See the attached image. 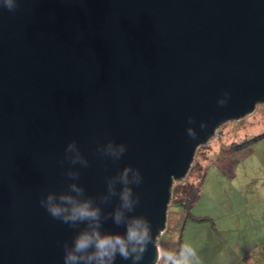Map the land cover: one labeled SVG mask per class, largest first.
I'll list each match as a JSON object with an SVG mask.
<instances>
[{
  "label": "water",
  "instance_id": "1",
  "mask_svg": "<svg viewBox=\"0 0 264 264\" xmlns=\"http://www.w3.org/2000/svg\"><path fill=\"white\" fill-rule=\"evenodd\" d=\"M258 103L264 0H19L14 12L0 8V264H64L63 245L79 229L53 219L40 199L77 183L108 216L123 185L108 203L99 197L128 165L143 182L129 185L140 203L127 215L152 226L140 264H155L172 180L216 128ZM73 141L87 168L65 159ZM109 141L126 145L119 160L98 155ZM102 231L124 228L109 218Z\"/></svg>",
  "mask_w": 264,
  "mask_h": 264
},
{
  "label": "rangeland",
  "instance_id": "2",
  "mask_svg": "<svg viewBox=\"0 0 264 264\" xmlns=\"http://www.w3.org/2000/svg\"><path fill=\"white\" fill-rule=\"evenodd\" d=\"M263 132L264 103H258L252 113L237 121L223 122L205 144L196 148L193 166H202L204 179L206 177L201 185L200 202L198 200L191 209V215L199 220L187 218L180 206L169 201L164 230L156 238L158 252L165 249L178 257L181 246L188 243L196 249L199 258L198 261L193 259L192 264H264L261 240L244 239V228L235 230L231 227L232 222L226 219L228 198L224 201L226 212L220 203L221 198L216 200L218 191L256 190L264 186V138L233 152H245L244 156L238 157V161L246 159L236 171L232 168L235 175L233 185L216 164L228 153L232 143ZM192 168L182 183L195 178ZM228 194L233 195L232 192Z\"/></svg>",
  "mask_w": 264,
  "mask_h": 264
},
{
  "label": "clouds",
  "instance_id": "3",
  "mask_svg": "<svg viewBox=\"0 0 264 264\" xmlns=\"http://www.w3.org/2000/svg\"><path fill=\"white\" fill-rule=\"evenodd\" d=\"M19 6V0H2L0 8H6L14 12ZM221 105L225 102L221 101ZM205 124H201L204 128ZM187 134L193 139L197 133L189 128ZM126 145L115 146L111 141L106 147L98 148V155L119 160L126 152ZM74 152V156L67 153ZM65 159L75 165L79 163L83 168L88 167V161L80 154L73 141L65 149ZM63 163V161H61ZM131 173V178L129 174ZM65 176L70 180H77L79 172L68 170ZM143 182L138 169L131 165L126 166L118 177L107 181V194L99 197L100 204H106L115 196V184L123 185L119 192V206L108 216L102 215V210L92 197L85 196V188L77 183H68L67 190L58 196L49 192L46 197L40 199V205L55 220L67 224L70 228L79 229L72 238L71 247L67 243L63 245L64 264H115L117 257L131 261V264H140L152 242L151 222L144 215H127L134 213L140 203L139 196H134L133 188L129 185L139 186ZM111 218L117 226H123L124 231L103 232L102 222ZM83 225V227H80ZM155 264H192V260L198 261L197 251L188 243H184L176 257L173 253L161 249L157 253Z\"/></svg>",
  "mask_w": 264,
  "mask_h": 264
},
{
  "label": "crops",
  "instance_id": "4",
  "mask_svg": "<svg viewBox=\"0 0 264 264\" xmlns=\"http://www.w3.org/2000/svg\"><path fill=\"white\" fill-rule=\"evenodd\" d=\"M238 154V155H236ZM245 152L239 153H226L216 164L220 171H224L223 176L229 179L233 185L235 171L242 167L241 164L246 162L238 161L236 165H232V162L238 159L239 156H244ZM239 160V159H238ZM233 168V169H232ZM206 181V177L204 179ZM232 192V194H228ZM218 191L217 198H221L220 203L226 210V204L224 203L225 198H228V214L226 219L232 223V228L239 230L241 227L244 228L245 235L244 239H260V244L264 247V186L256 190H235V191ZM213 201V199H212ZM200 202V200H199ZM226 212V211H225ZM258 215V216H257ZM260 216V220L258 217ZM182 217V216H181ZM244 221V223H243ZM230 227V228H231ZM215 228V227H214ZM248 232V233H247Z\"/></svg>",
  "mask_w": 264,
  "mask_h": 264
},
{
  "label": "trees",
  "instance_id": "5",
  "mask_svg": "<svg viewBox=\"0 0 264 264\" xmlns=\"http://www.w3.org/2000/svg\"><path fill=\"white\" fill-rule=\"evenodd\" d=\"M262 138H264V132L255 135L249 139H242L238 142H234L229 146L227 152L230 153L238 152L241 149L250 147L255 141ZM194 156H195V151L185 176L182 179L172 180V184L169 192V201L172 200L173 204L180 206L183 212L187 215L186 216L187 218L189 217L199 220L197 217L191 215V209L200 198L201 185L203 183V179L205 175L202 166L200 165H198L197 167L193 166ZM237 162L238 159L232 162V165L234 166ZM191 168H192V172H195L194 174L195 178L193 179L194 181L192 180L191 182L182 183V181H184L185 178L188 176ZM174 256H176V254Z\"/></svg>",
  "mask_w": 264,
  "mask_h": 264
}]
</instances>
